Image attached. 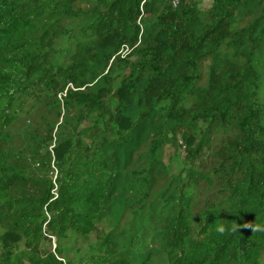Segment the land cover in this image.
I'll list each match as a JSON object with an SVG mask.
<instances>
[{
    "label": "trees",
    "instance_id": "1",
    "mask_svg": "<svg viewBox=\"0 0 264 264\" xmlns=\"http://www.w3.org/2000/svg\"><path fill=\"white\" fill-rule=\"evenodd\" d=\"M170 2L0 0V264H264V0Z\"/></svg>",
    "mask_w": 264,
    "mask_h": 264
},
{
    "label": "rangeland",
    "instance_id": "2",
    "mask_svg": "<svg viewBox=\"0 0 264 264\" xmlns=\"http://www.w3.org/2000/svg\"><path fill=\"white\" fill-rule=\"evenodd\" d=\"M212 0H198L199 2V8L202 9V10H205L211 3ZM64 106V103H62V107ZM38 123H39V120L36 119L35 116L32 117L31 120H21L19 123H17L12 129L11 131L16 134H20L21 137L24 136V134H27L29 131H31L35 126H38ZM83 126H79L78 127V130L81 129ZM74 133V128H72V126L70 125L69 127L67 128H61V129H58L57 132H56V136H55V139L57 142H59V139L62 140V139H65L67 137H70V135ZM54 144V142H53ZM52 148V146L50 147ZM23 154V157H24V160L27 162V167H26V172L29 176L31 177H38V178H44L42 174H40V172L43 171L41 165L39 164H33L32 162H30L28 159H27V155L26 153H22ZM172 154H173V150L172 149H167L165 151V157L168 159V157L171 159L172 157ZM33 174V175H32ZM45 175V174H44ZM48 177H52L54 178V175H52L51 173L47 174ZM46 176V175H45ZM203 195H205V192L203 191L202 192ZM97 238H98V235H91L90 238L88 239L87 242L85 243H81L79 244L78 247L81 248V254H80V257L85 260L88 255L91 254L92 250V246H94L96 244V241H97ZM46 248L48 249H53L54 248V241L52 240V242L50 244H46Z\"/></svg>",
    "mask_w": 264,
    "mask_h": 264
},
{
    "label": "built area",
    "instance_id": "3",
    "mask_svg": "<svg viewBox=\"0 0 264 264\" xmlns=\"http://www.w3.org/2000/svg\"><path fill=\"white\" fill-rule=\"evenodd\" d=\"M170 3L173 7H176L178 0H171ZM128 52H129V49L126 46H123L119 54L123 58L128 54Z\"/></svg>",
    "mask_w": 264,
    "mask_h": 264
}]
</instances>
